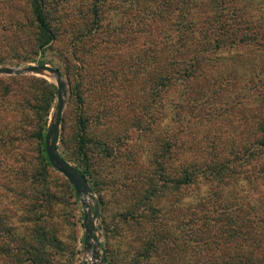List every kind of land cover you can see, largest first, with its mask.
<instances>
[{
  "label": "rangeland",
  "instance_id": "1",
  "mask_svg": "<svg viewBox=\"0 0 264 264\" xmlns=\"http://www.w3.org/2000/svg\"><path fill=\"white\" fill-rule=\"evenodd\" d=\"M44 3L54 39L40 54L30 0H0V68L44 61L60 71L56 149L74 166L81 133L85 180L96 193L75 194L42 163L32 134L44 90L13 79L54 86L48 130L55 76L0 74V264H129L150 223L192 247L190 230L220 211L215 202L264 218V150L256 144L264 118V0ZM181 170L191 172L190 185L163 183ZM151 186L156 194L145 201Z\"/></svg>",
  "mask_w": 264,
  "mask_h": 264
},
{
  "label": "trees",
  "instance_id": "2",
  "mask_svg": "<svg viewBox=\"0 0 264 264\" xmlns=\"http://www.w3.org/2000/svg\"><path fill=\"white\" fill-rule=\"evenodd\" d=\"M30 2L36 49L40 54H43L47 46L53 41L54 33L47 19L44 0H30ZM42 63L44 61H36L37 65ZM194 66H196V62H194ZM182 73L183 77H190L187 68H184ZM59 74L61 76L60 71ZM13 79L27 83V88L33 92L44 90V96L40 100H36L33 107L36 121L32 136L35 138L37 147H39L42 163L50 166L44 151V138L47 132V116L55 88L45 80L33 76L13 77ZM169 79L168 75L162 77L163 82L169 81ZM79 122V131L82 132L84 124ZM258 128L259 136L256 144L258 149L262 151L264 150V118ZM82 149L80 133L78 154L81 156V161L75 163L74 167L84 178H88L90 175L89 165L84 159L85 155ZM212 167V175L221 179L222 172H224L222 166L214 164ZM261 175L264 177V171ZM192 181L191 172L181 170L177 178L164 180L163 183L171 184V187L180 189L182 186L190 185ZM90 190L96 193L93 184L90 185ZM155 191L157 190L151 186L147 195L143 196L144 200L153 197L156 194ZM97 204L99 206L98 216H100V199H97ZM214 205L221 207L220 211H214L216 213L214 216L203 215L199 217L193 225L194 229L190 230L191 235H188V240L193 242L192 247L184 244L183 240H180L181 243L176 240L174 242L175 238L170 235L165 226L161 228L159 224L150 223L149 230L145 233L147 236L140 234V237L136 239L138 244L132 248L134 253L129 264H187V256L193 259L190 264H264V218L243 215L237 203L221 204L215 202ZM129 218L133 219L134 216L130 215ZM128 220L125 219L127 222ZM203 256H205L206 262L201 260Z\"/></svg>",
  "mask_w": 264,
  "mask_h": 264
},
{
  "label": "water",
  "instance_id": "3",
  "mask_svg": "<svg viewBox=\"0 0 264 264\" xmlns=\"http://www.w3.org/2000/svg\"><path fill=\"white\" fill-rule=\"evenodd\" d=\"M41 72H47L55 76V85L57 89L56 106L54 112V120L49 125V128L44 138V151L49 164L57 170L73 187L75 194H89L90 188L84 176L79 173L74 166L70 165L64 158L58 153L56 149V141L58 136V126L60 123L62 109H63V83L60 78L59 71L55 68L48 66L45 63L36 66H24L21 68H0V74H36ZM96 207V206H95ZM97 210L94 211L93 217H96ZM85 219L86 216H85ZM91 229L85 226L84 244L86 248H90L88 243Z\"/></svg>",
  "mask_w": 264,
  "mask_h": 264
}]
</instances>
